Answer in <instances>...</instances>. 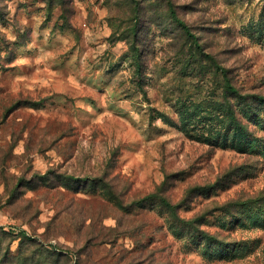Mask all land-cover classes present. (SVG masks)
<instances>
[{"label":"rangeland","instance_id":"rangeland-1","mask_svg":"<svg viewBox=\"0 0 264 264\" xmlns=\"http://www.w3.org/2000/svg\"><path fill=\"white\" fill-rule=\"evenodd\" d=\"M0 264H264V0H0Z\"/></svg>","mask_w":264,"mask_h":264},{"label":"trees","instance_id":"trees-1","mask_svg":"<svg viewBox=\"0 0 264 264\" xmlns=\"http://www.w3.org/2000/svg\"><path fill=\"white\" fill-rule=\"evenodd\" d=\"M173 15L175 17H177V15L174 14V12H173ZM182 28L187 31V25L184 22H182ZM138 31H139V29H138ZM21 234H22L21 243H24L25 242V243L28 244L29 241H34L33 240L34 238L32 237V235H29L25 230H22L21 231Z\"/></svg>","mask_w":264,"mask_h":264}]
</instances>
